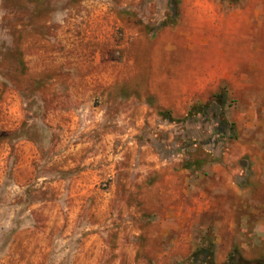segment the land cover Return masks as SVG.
Instances as JSON below:
<instances>
[{
    "label": "rangeland",
    "instance_id": "obj_1",
    "mask_svg": "<svg viewBox=\"0 0 264 264\" xmlns=\"http://www.w3.org/2000/svg\"><path fill=\"white\" fill-rule=\"evenodd\" d=\"M172 1L0 0V264L264 256V0Z\"/></svg>",
    "mask_w": 264,
    "mask_h": 264
},
{
    "label": "trees",
    "instance_id": "obj_2",
    "mask_svg": "<svg viewBox=\"0 0 264 264\" xmlns=\"http://www.w3.org/2000/svg\"><path fill=\"white\" fill-rule=\"evenodd\" d=\"M6 4L8 0H5ZM37 2H43L44 0H36ZM172 12L169 17L161 21L158 25L159 27H165L167 25L175 24L179 17V9H178V0H173ZM43 14V13H41ZM37 14V15H41ZM221 97H215L214 101L219 102ZM219 100V101H218ZM222 100V99H221ZM203 111V108H195L189 112L186 118L193 117ZM196 166V163L194 165ZM187 167H191V165L187 164ZM190 264H215V243L213 238L207 239L202 242V245L189 259ZM227 264H264V256L256 258V259H247L242 255V251L238 246H234L230 251Z\"/></svg>",
    "mask_w": 264,
    "mask_h": 264
}]
</instances>
